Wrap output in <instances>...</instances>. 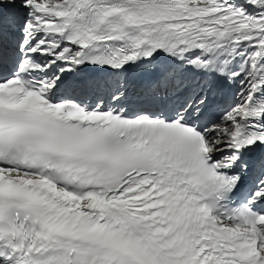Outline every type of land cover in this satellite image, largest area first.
I'll list each match as a JSON object with an SVG mask.
<instances>
[{
    "label": "snow or ice",
    "instance_id": "snow-or-ice-1",
    "mask_svg": "<svg viewBox=\"0 0 264 264\" xmlns=\"http://www.w3.org/2000/svg\"><path fill=\"white\" fill-rule=\"evenodd\" d=\"M0 264H264V0H0Z\"/></svg>",
    "mask_w": 264,
    "mask_h": 264
}]
</instances>
